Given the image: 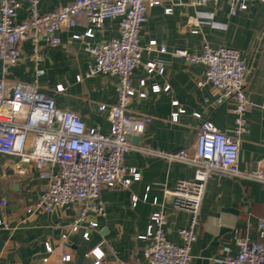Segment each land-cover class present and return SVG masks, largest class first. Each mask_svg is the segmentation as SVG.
I'll return each mask as SVG.
<instances>
[{
    "label": "crops",
    "instance_id": "obj_1",
    "mask_svg": "<svg viewBox=\"0 0 264 264\" xmlns=\"http://www.w3.org/2000/svg\"><path fill=\"white\" fill-rule=\"evenodd\" d=\"M20 1L22 6L17 11V22L28 16L26 1ZM73 1L39 0L38 11L49 13ZM169 6L165 2L164 6L151 9L140 31L142 47L154 40L156 48L165 46L168 53L143 52L141 66L132 73V87L138 92L143 91L146 96L133 98L128 112L134 119L147 116L151 121L140 135H129L131 143L136 148L175 152L193 142L203 120L229 134L234 119L232 102L217 104L219 94L212 86L198 87L196 84L204 75V66L186 63L170 52L184 49L198 53L205 44L212 48H232L239 51L246 63L245 92L251 101L246 113L247 133L242 136L239 149L238 168L248 173L256 171L264 157V2L254 0L246 11L234 16L229 14L226 0L199 7L189 6L185 0L172 6L171 14H165L164 8ZM89 27L86 19L78 16L74 27L63 28L57 33L58 45H48L41 40L40 54L44 60L39 67L44 73L40 77L35 74L31 41L26 38L19 44L18 63L10 67L4 77L10 82L31 84L36 81L38 90L50 96L57 109L76 113L87 128L108 133L107 113L98 111V105L116 103L117 79L102 74L85 77L94 60L84 51L82 42L72 38L83 35ZM118 36L119 20L108 19L89 42L94 46ZM148 61L161 62L163 73L147 74L143 65ZM141 80L145 83L142 88L139 86ZM58 85L63 87V92H56ZM154 85L161 89L168 86L169 89L153 93L151 87ZM174 101L178 103L176 107L172 105ZM178 109L183 113L173 122L171 115ZM123 165L135 168L140 173V181L132 183L128 189L101 190L100 201L105 216L97 219L98 227L90 232L88 240L83 239L82 230L69 233L67 252L71 261L62 263L61 238L68 233L75 208L66 206L56 216L27 212L41 195L45 181L38 178L32 165H22L17 157L0 155V200L6 201L4 207L0 206V216L10 226L9 229H0V264H92L93 259L85 254L98 245L104 253L103 264H142L147 241L138 237L145 233L150 215L159 210L166 220V239L179 245L178 233L187 227L190 217L164 199L163 191L172 190L179 179H192L194 169L148 157L137 149L125 155ZM20 169L24 170L23 174L19 173ZM146 194L147 199L143 201ZM132 196L138 198L135 206H132ZM155 200L157 204L153 205ZM66 209L68 215L64 214ZM263 215L264 184L213 175L206 184L200 227L191 246L188 264H223L221 260L225 254L238 252V240L260 242L257 222ZM89 219L93 217L90 215ZM47 243L54 250L51 254L46 253ZM46 257L47 263H42Z\"/></svg>",
    "mask_w": 264,
    "mask_h": 264
},
{
    "label": "built area",
    "instance_id": "obj_2",
    "mask_svg": "<svg viewBox=\"0 0 264 264\" xmlns=\"http://www.w3.org/2000/svg\"><path fill=\"white\" fill-rule=\"evenodd\" d=\"M28 16L21 22L16 21L17 11L21 8L20 0H0V59L2 77L0 78V155L17 157L22 165H32L38 172V178L45 181L38 200L27 212H43L56 216L66 206L75 208V216L69 225L68 233L62 235L60 261L68 263L71 256L69 233L82 230L84 240L90 232L97 229V219L105 216L100 201L104 188L116 187L128 189L141 179L135 168L123 165L125 155L137 149L148 157H155L168 163H181L194 169L192 179H179L172 190H164V199L172 202L176 210L189 214L187 227L179 231V245L168 241L164 227L166 220L161 210L150 215L145 233L138 238L147 241L142 264H188L190 250L200 227V211L206 184L215 174H222L238 179H247L264 184V157L260 167L254 172H243L238 168L239 149L242 136L247 133L246 113L251 106L246 92L247 67L239 51L226 48H212L205 44L198 53H189L184 49H174L173 57L181 58L186 63L202 65L204 75L198 79V87L212 86L219 94L216 102H232L234 115L229 134L218 130L208 120L201 121L195 139L186 148L175 152H161L149 148H136L129 139L130 134L140 135L151 118L144 116L134 119L128 112L133 98H144L146 94L136 91L131 85L133 71L142 64V53L158 51L168 53L167 48H156L154 40L145 47L140 45V31L147 22L151 9L164 6L165 14L172 13V6L185 0H75L55 11L40 13L39 0H25ZM220 0H186L191 7L207 3L217 4ZM254 0H226L229 14L247 10ZM264 2V0H261ZM83 16L90 27L83 35L72 36L80 40L85 52L93 57V64L88 66L85 77L97 74L116 77L117 100L114 105H98V111L106 112L109 132L102 133L98 128H87L83 120L67 110H59L54 100L38 90L36 81L29 84L10 82L4 76L10 67L19 61V44L26 38L32 45V57L35 74L40 77L44 71L39 67L43 62L40 54V42L58 45L57 33L63 28L75 26V17ZM119 20V36L109 41L92 46L89 39L96 31L102 30L105 20ZM147 74H162L164 67L159 61L144 63ZM78 76V80H80ZM144 80L139 86L144 87ZM154 85L153 93L167 91ZM12 91L11 97H7ZM56 92H63L58 85ZM177 102H172L174 107ZM183 110L172 113V121L178 120ZM197 118L199 114H194ZM23 174L24 170L19 171ZM149 191V188L146 189ZM147 194L143 197L146 201ZM132 206L138 198L132 196ZM157 201H153L156 205ZM6 205L5 199L0 206ZM90 215L93 219H89ZM9 223L0 216V229H9ZM257 234L260 242L238 240V252L225 254L223 264H264V215L257 222ZM46 253H53L47 243ZM85 257L93 259L92 264H103L104 253L100 245L90 249ZM43 258L42 263H47Z\"/></svg>",
    "mask_w": 264,
    "mask_h": 264
},
{
    "label": "water",
    "instance_id": "obj_3",
    "mask_svg": "<svg viewBox=\"0 0 264 264\" xmlns=\"http://www.w3.org/2000/svg\"><path fill=\"white\" fill-rule=\"evenodd\" d=\"M11 95H12V91H10L9 93H8V95H7V97H11ZM133 141H136V139H133Z\"/></svg>",
    "mask_w": 264,
    "mask_h": 264
},
{
    "label": "rangeland",
    "instance_id": "obj_4",
    "mask_svg": "<svg viewBox=\"0 0 264 264\" xmlns=\"http://www.w3.org/2000/svg\"><path fill=\"white\" fill-rule=\"evenodd\" d=\"M67 209H68V208H67ZM67 209L65 210V213H64L65 215H68V210H67Z\"/></svg>",
    "mask_w": 264,
    "mask_h": 264
}]
</instances>
